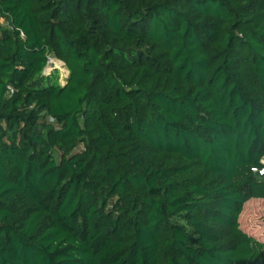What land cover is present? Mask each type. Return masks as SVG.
<instances>
[{"label":"trees","instance_id":"obj_1","mask_svg":"<svg viewBox=\"0 0 264 264\" xmlns=\"http://www.w3.org/2000/svg\"><path fill=\"white\" fill-rule=\"evenodd\" d=\"M262 169L264 0H0V264H264Z\"/></svg>","mask_w":264,"mask_h":264},{"label":"rangeland","instance_id":"obj_2","mask_svg":"<svg viewBox=\"0 0 264 264\" xmlns=\"http://www.w3.org/2000/svg\"><path fill=\"white\" fill-rule=\"evenodd\" d=\"M4 22L3 18L1 19ZM53 60H57L55 56L51 57ZM51 67L59 66L61 71L60 81L65 83L68 77L66 66H62L58 63H51ZM242 227L250 234L254 235L257 239L264 242V200H250L245 204L244 214L241 217Z\"/></svg>","mask_w":264,"mask_h":264},{"label":"built area","instance_id":"obj_3","mask_svg":"<svg viewBox=\"0 0 264 264\" xmlns=\"http://www.w3.org/2000/svg\"><path fill=\"white\" fill-rule=\"evenodd\" d=\"M52 56H50L49 58V64H48V66H47V68H46V73L47 74H49L50 72H52L55 68H58L59 69V66L57 67V66H53V67H51V63L53 62V63H60L62 66H65V64H64V62H62V61H60V60H53L52 58H51ZM67 72H68V70H67ZM69 73V72H68ZM260 173H261V175H264V169H262L261 171H260Z\"/></svg>","mask_w":264,"mask_h":264}]
</instances>
